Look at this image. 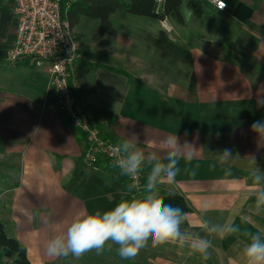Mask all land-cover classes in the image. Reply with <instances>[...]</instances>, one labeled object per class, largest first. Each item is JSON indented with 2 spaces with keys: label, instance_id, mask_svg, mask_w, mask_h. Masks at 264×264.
<instances>
[{
  "label": "crops",
  "instance_id": "obj_1",
  "mask_svg": "<svg viewBox=\"0 0 264 264\" xmlns=\"http://www.w3.org/2000/svg\"><path fill=\"white\" fill-rule=\"evenodd\" d=\"M198 1L214 8L209 0ZM226 1L225 13L241 30L233 43L251 71L232 61L225 47L179 39L154 18L118 29L112 14L114 32L80 41L72 84L104 135L119 144L134 139L154 167L164 159L158 151L163 140L176 138L195 151L190 165L181 160L176 183L160 187L153 203L183 209L188 219L181 230L211 239L210 259L169 242L146 244L133 264H245L242 248L248 241L209 233L203 221L242 219L264 232L248 164V156H255L264 171V139L251 129L264 119V108L256 105L264 94V0ZM13 4L0 0V220L25 245L30 264H119L117 245L80 257L46 254L47 242L64 234L78 215L109 209L122 198L138 199L139 193L106 162L86 164L85 137L58 110L49 62L34 66L9 59L16 37ZM226 148L234 154L230 174L216 162ZM144 180L142 172L140 185ZM205 201L212 209L202 217Z\"/></svg>",
  "mask_w": 264,
  "mask_h": 264
},
{
  "label": "clouds",
  "instance_id": "obj_2",
  "mask_svg": "<svg viewBox=\"0 0 264 264\" xmlns=\"http://www.w3.org/2000/svg\"><path fill=\"white\" fill-rule=\"evenodd\" d=\"M225 5L222 4L221 8ZM257 108H264V94L256 101ZM251 129L258 140L264 139V119L254 122ZM189 144V143H185ZM175 138L163 140L158 146L159 153L164 157L158 167H154L145 159L134 139L123 140L118 148V157L114 167L120 174L135 179L141 172L145 174L142 185L135 183L129 189L138 188V199L122 198L113 207L106 210H95L78 215L73 219L62 235L51 238L46 245V254L52 258L80 257L95 249L100 252L106 244L117 245L119 264H133L143 247L148 244L157 247L164 243H179L188 246L193 253L199 254L203 261L211 256L212 241L207 237L193 236L181 230L187 219V213L180 207L170 203L154 204L155 194L160 187L176 183V177L181 172L180 162L183 160L190 165L195 158L194 150H186ZM191 145V144H189ZM264 146V143H260ZM194 149V148H193ZM217 163L230 174V164L233 162V152L230 149L218 151ZM250 177L258 190L255 191L254 207L256 214L264 213V171L256 162L255 156H248ZM188 169L185 168V171ZM193 176L196 170H191ZM212 209L211 202L201 204L199 212L204 217ZM205 231L223 237L231 236L241 231L239 225L228 221L219 225H209L207 220L202 225ZM245 264H264V232L257 231L249 234V241L242 248Z\"/></svg>",
  "mask_w": 264,
  "mask_h": 264
},
{
  "label": "built area",
  "instance_id": "obj_3",
  "mask_svg": "<svg viewBox=\"0 0 264 264\" xmlns=\"http://www.w3.org/2000/svg\"><path fill=\"white\" fill-rule=\"evenodd\" d=\"M77 0H14L16 37L9 52L13 63L28 60L38 66L49 62V71L56 90V104L71 126L85 137L84 159L88 166L96 167L102 161L110 167L118 157L119 143L104 135L92 116L81 107L76 87L72 84V72L81 56L80 41L68 20L62 16V7L67 8ZM161 8L163 0H156ZM217 11L228 8L226 0H209ZM225 6L221 8V5ZM168 30L167 25H164ZM131 183L139 187L142 172Z\"/></svg>",
  "mask_w": 264,
  "mask_h": 264
},
{
  "label": "trees",
  "instance_id": "obj_4",
  "mask_svg": "<svg viewBox=\"0 0 264 264\" xmlns=\"http://www.w3.org/2000/svg\"><path fill=\"white\" fill-rule=\"evenodd\" d=\"M183 3L184 0H163L159 9L156 0H77L68 8L66 6L62 7V16L69 21L72 29L79 24L82 18L95 21L97 30L94 32L92 39L97 41L105 34L114 32L115 28L111 20L112 14H131L159 20H164L166 16H171L178 22L183 23ZM215 43L225 47L228 57L244 70L251 71L253 69V65L246 54L235 47L231 40L219 38ZM234 223L239 225L241 229L236 234L247 241H249L250 233L259 231L254 225L242 219H237ZM0 264H30L25 245L15 237L7 234L4 223L1 220Z\"/></svg>",
  "mask_w": 264,
  "mask_h": 264
},
{
  "label": "rangeland",
  "instance_id": "obj_5",
  "mask_svg": "<svg viewBox=\"0 0 264 264\" xmlns=\"http://www.w3.org/2000/svg\"><path fill=\"white\" fill-rule=\"evenodd\" d=\"M182 12L184 15L183 23L171 16H166L164 20L156 19V22L161 21L159 24L163 27L167 25L170 28L168 31L175 32L177 37L182 40H197L199 38L200 41L215 44L219 38H227L234 43H238L241 39V30L225 11H216L214 8L203 4L202 1L184 0ZM113 16L118 29L127 21L133 24L137 23L139 26L149 22L145 21L147 18L137 15L115 13ZM96 30V22L86 18H82L79 24L73 27V32L79 41L84 42L94 41L92 36ZM5 261L8 263L6 259Z\"/></svg>",
  "mask_w": 264,
  "mask_h": 264
}]
</instances>
